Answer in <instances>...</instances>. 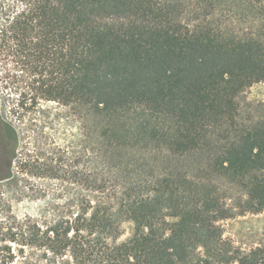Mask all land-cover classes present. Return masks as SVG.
Returning a JSON list of instances; mask_svg holds the SVG:
<instances>
[{"label":"trees","instance_id":"16d2710c","mask_svg":"<svg viewBox=\"0 0 264 264\" xmlns=\"http://www.w3.org/2000/svg\"><path fill=\"white\" fill-rule=\"evenodd\" d=\"M0 70L13 111L55 102L102 124L94 198L1 223L0 264H264V245L223 240L233 214L212 181L264 212V120L239 122L242 94L264 83V0H0ZM142 106L162 120L149 136L163 164L144 195L110 189L108 171Z\"/></svg>","mask_w":264,"mask_h":264},{"label":"rangeland","instance_id":"374dc122","mask_svg":"<svg viewBox=\"0 0 264 264\" xmlns=\"http://www.w3.org/2000/svg\"><path fill=\"white\" fill-rule=\"evenodd\" d=\"M1 74L0 70L2 130L16 141L17 157L10 178L0 181V224L12 218H39L55 207L93 199L90 182L101 168L95 153L101 121L88 113L83 117L75 106L55 102H43L35 112L13 111L3 99L17 96L10 84L2 83ZM240 99L239 122L264 120V83L252 85ZM124 117L134 147L122 159L109 162V188L128 187L144 195L153 190L163 165L158 141L149 136L152 129L161 128L162 120L143 106ZM183 163L195 166V159ZM212 181L233 214L218 223L223 240L242 251L264 245V212H244L246 197L240 187L221 178ZM133 230L132 223L124 222L119 241L131 237ZM13 264L24 261L17 258Z\"/></svg>","mask_w":264,"mask_h":264},{"label":"flooded vegetation","instance_id":"af4514ba","mask_svg":"<svg viewBox=\"0 0 264 264\" xmlns=\"http://www.w3.org/2000/svg\"><path fill=\"white\" fill-rule=\"evenodd\" d=\"M16 141L3 130L0 118V181L10 178V169L16 160Z\"/></svg>","mask_w":264,"mask_h":264}]
</instances>
